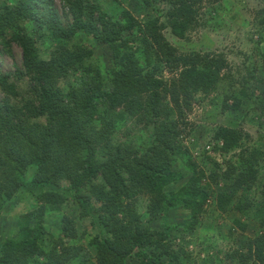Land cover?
<instances>
[{"label": "trees", "instance_id": "trees-1", "mask_svg": "<svg viewBox=\"0 0 264 264\" xmlns=\"http://www.w3.org/2000/svg\"><path fill=\"white\" fill-rule=\"evenodd\" d=\"M59 1L64 21L53 0H0V44L22 52L21 67L0 71V217L30 197L14 222L17 237L0 236V264H264V152L242 145L247 135L235 127H218L212 136L223 169L207 151L213 166L200 167L183 145L186 112L197 94L217 88L223 55L179 53L159 17L138 21L126 9L107 15L92 0ZM204 1L218 0L141 3L164 12L172 35L183 39ZM253 20L263 36L264 9ZM43 39L50 41L48 59L40 55ZM95 45L110 53L104 70L92 58ZM260 72L262 95L248 97L263 122L264 52ZM230 99L237 110L233 93L223 102ZM120 108L134 124L128 136L108 116ZM143 129L148 144L139 149L133 135ZM181 170L186 182L166 191ZM212 199L219 215L254 223L245 245L188 249L185 240ZM174 207L189 216L171 227ZM54 214L51 232L46 223ZM78 237L91 240L74 244ZM205 251L213 257L201 259Z\"/></svg>", "mask_w": 264, "mask_h": 264}, {"label": "rangeland", "instance_id": "rangeland-1", "mask_svg": "<svg viewBox=\"0 0 264 264\" xmlns=\"http://www.w3.org/2000/svg\"><path fill=\"white\" fill-rule=\"evenodd\" d=\"M92 1L99 5L101 11L110 16H116L126 9L138 21L159 17L160 21L166 26L163 31L165 38L177 48L179 53L199 52L200 54L215 53L223 55L227 67L222 71V78L217 88L208 95L197 94L196 102L193 103L191 111L186 112L187 131L190 134H183V145L188 148L193 159L200 167L210 168L213 166L211 160L206 159V156H208L221 164L222 169L224 168L218 154L211 151L213 146L212 136L218 127H235L241 130L247 135V138H243L242 145L257 148L264 152V121L261 122L262 120L259 118L258 113L253 110L252 102L248 97L249 93H253L254 96H261L263 90L260 83V55L264 52V34L263 36L257 34L253 19L257 11L264 9V0H218L216 3L204 1L198 7L195 21L192 27L187 30L183 39H178L172 35L164 12H157L143 6L141 0ZM53 3L64 21L67 15L63 5L59 0H53ZM28 30L31 31V29ZM29 34L32 35V32ZM49 44L50 41L46 39L41 42L39 51L43 59L49 58ZM93 51L92 58L94 62L102 70L109 67L111 56L106 47L95 45ZM21 62L22 52L16 44L12 43L9 46L0 44L1 72H13L16 68L21 67ZM77 77L80 76L77 75ZM232 93L240 101L237 110H233L231 107L233 105L232 99L226 103L223 102L225 95L232 96ZM224 105L230 108L222 112ZM108 116H111L117 129L122 130L125 135L133 134L131 130H133L134 124L131 120L125 119L121 108L109 111ZM149 133V129L134 132V144L139 149L146 148ZM208 146L209 149H207ZM203 151H208L205 158ZM202 152L204 154H201ZM236 152L238 153V150ZM261 165L263 167L264 164ZM259 170L261 171L260 175H262L264 169ZM179 173L183 175L181 179L177 183L166 187V191L177 190L186 182L189 177L186 172L181 170ZM219 188L221 189L218 190H222L225 186L219 185ZM24 201L29 203L30 197L28 195L22 196L8 215L0 217V236L17 237L18 227H15L14 222L17 214L25 211ZM213 203L212 199L206 207L205 216L201 219L195 236L189 235L186 238L185 241L189 245L188 249L198 252L204 244L208 243L210 245L213 242L215 244L212 245L218 251H226L234 246L241 247L245 245L247 237L255 228L254 223L248 222L246 224L242 218L234 213L219 215ZM188 216V211L174 207L167 223L173 227L176 223L188 218ZM58 217L57 214L47 217L46 226L51 232H54L57 228ZM76 223L78 232H80L81 222L76 220ZM173 236L176 242H179L182 238L181 234L176 231ZM90 240L91 237H78L72 242L87 246ZM45 243L48 248L49 241ZM40 245L43 246L44 243L41 242ZM89 251L94 254V247H89ZM201 255V259L211 257L210 252L206 251L202 252ZM91 264H95V262L91 261Z\"/></svg>", "mask_w": 264, "mask_h": 264}, {"label": "built area", "instance_id": "built-area-1", "mask_svg": "<svg viewBox=\"0 0 264 264\" xmlns=\"http://www.w3.org/2000/svg\"><path fill=\"white\" fill-rule=\"evenodd\" d=\"M207 149H209V148L207 147ZM207 149H206V150H207ZM207 152H208V151H207Z\"/></svg>", "mask_w": 264, "mask_h": 264}]
</instances>
